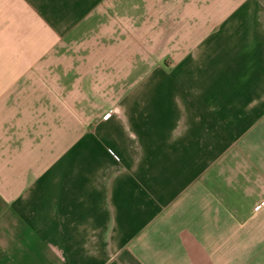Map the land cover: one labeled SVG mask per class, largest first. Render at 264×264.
I'll return each instance as SVG.
<instances>
[{"label":"crops","instance_id":"obj_1","mask_svg":"<svg viewBox=\"0 0 264 264\" xmlns=\"http://www.w3.org/2000/svg\"><path fill=\"white\" fill-rule=\"evenodd\" d=\"M0 264H264V0H0Z\"/></svg>","mask_w":264,"mask_h":264}]
</instances>
